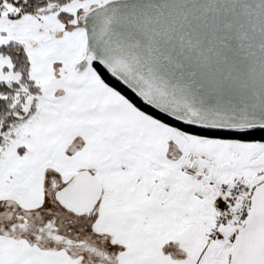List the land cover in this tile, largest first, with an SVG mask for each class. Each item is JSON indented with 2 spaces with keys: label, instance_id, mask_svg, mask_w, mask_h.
Here are the masks:
<instances>
[{
  "label": "snow or ice",
  "instance_id": "snow-or-ice-1",
  "mask_svg": "<svg viewBox=\"0 0 264 264\" xmlns=\"http://www.w3.org/2000/svg\"><path fill=\"white\" fill-rule=\"evenodd\" d=\"M0 264H264V0H0Z\"/></svg>",
  "mask_w": 264,
  "mask_h": 264
}]
</instances>
